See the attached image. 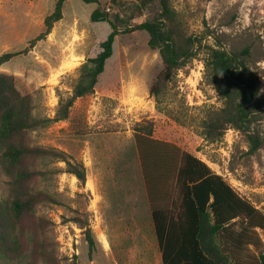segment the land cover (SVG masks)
<instances>
[{
    "label": "rangeland",
    "instance_id": "obj_1",
    "mask_svg": "<svg viewBox=\"0 0 264 264\" xmlns=\"http://www.w3.org/2000/svg\"><path fill=\"white\" fill-rule=\"evenodd\" d=\"M56 1L0 0V55H10L0 64V264H157L137 128L203 160L264 213V112L249 130L261 139L252 153L239 129L205 137V122L224 105L205 66L210 47L249 46L264 108V0H170L176 41L183 47L192 36L194 55L160 92H149L163 67L160 52L137 29L115 36L92 90L70 105L112 29L92 21V11L124 29L161 18V8L157 0H65L46 26ZM68 162L84 165V182ZM17 200L27 205L16 211ZM248 247L242 256L255 262L263 230Z\"/></svg>",
    "mask_w": 264,
    "mask_h": 264
},
{
    "label": "trees",
    "instance_id": "obj_2",
    "mask_svg": "<svg viewBox=\"0 0 264 264\" xmlns=\"http://www.w3.org/2000/svg\"><path fill=\"white\" fill-rule=\"evenodd\" d=\"M64 1H56L53 13L45 19L46 26L49 20L60 18ZM152 1L140 0V4L145 6ZM157 1L161 18L144 20L124 29L100 8L92 11V21H108L112 29L101 43V51L89 59L92 65L75 86L69 105L75 97L92 90L119 33L145 30L150 36L149 46L159 50L163 67L149 88L153 95L194 55L192 36L183 39V47L176 41L168 22L172 20L170 0ZM249 53V46L234 51L209 48L205 66L224 97V105L205 122V137L214 140L228 127L239 129L247 133L248 152L252 153L261 139L249 130L264 108L247 66ZM9 58L8 53L0 55V64ZM134 142L162 264H264V252L258 253L255 262H247L242 256L244 251L248 252L249 244H253L257 229L264 231V213L239 195L207 163L176 144L151 136L150 130L141 132L140 128L134 132ZM68 172L80 182L85 181L82 163L68 162ZM26 205V202H14L16 211ZM236 223L241 224L238 230L233 228ZM87 239L92 245L89 231ZM74 264L83 263L75 260Z\"/></svg>",
    "mask_w": 264,
    "mask_h": 264
},
{
    "label": "crops",
    "instance_id": "obj_3",
    "mask_svg": "<svg viewBox=\"0 0 264 264\" xmlns=\"http://www.w3.org/2000/svg\"><path fill=\"white\" fill-rule=\"evenodd\" d=\"M147 220H148L149 227H150V229L152 230V232L154 234L153 222H152L151 214H150V211H149V207H148ZM154 237H155V234H154ZM155 243H156V249H157V252H156V255H157V257H156L157 264H162V262H161V254H160V251L158 249L156 237H155ZM109 247L107 248V251H108ZM82 263L85 264L84 262H82ZM90 264H94V261L93 260H90ZM116 264H122V263L120 261H117Z\"/></svg>",
    "mask_w": 264,
    "mask_h": 264
}]
</instances>
